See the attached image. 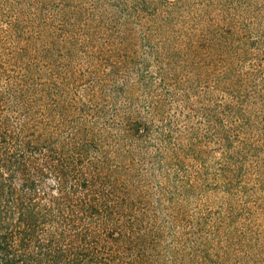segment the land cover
Wrapping results in <instances>:
<instances>
[{
  "label": "trees",
  "instance_id": "1",
  "mask_svg": "<svg viewBox=\"0 0 264 264\" xmlns=\"http://www.w3.org/2000/svg\"><path fill=\"white\" fill-rule=\"evenodd\" d=\"M149 1L175 4L0 0V264H220L192 200L227 194L241 128L264 135V50L241 104L221 33L112 32L164 30Z\"/></svg>",
  "mask_w": 264,
  "mask_h": 264
},
{
  "label": "rangeland",
  "instance_id": "2",
  "mask_svg": "<svg viewBox=\"0 0 264 264\" xmlns=\"http://www.w3.org/2000/svg\"><path fill=\"white\" fill-rule=\"evenodd\" d=\"M170 1L175 4L149 1L143 8L145 12L139 14V20L148 21L150 16V27L164 24V30H146L136 20L130 22L131 30L120 29L117 18V30L112 32L117 36L123 32L135 34L141 50L149 45L143 39L146 34L152 36L150 44L157 47L163 42L185 39L188 34L199 39L207 30L221 33L220 67L225 73L226 96L234 94L246 105L247 99L254 97V63L262 56L260 50H264V0ZM101 31L98 35L105 33ZM240 134L237 144L241 147L234 160L236 173L227 184V194H216L208 201L203 200L204 194L198 195L192 200V208L202 212L201 224H211L219 230L215 250L220 264H264V135L249 127L241 128ZM254 142L259 145L256 150ZM220 213L226 217L217 221Z\"/></svg>",
  "mask_w": 264,
  "mask_h": 264
}]
</instances>
